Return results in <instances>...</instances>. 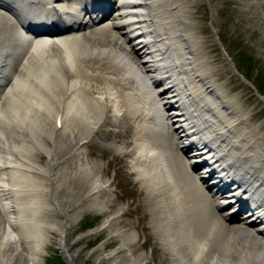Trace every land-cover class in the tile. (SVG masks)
Segmentation results:
<instances>
[{"label": "bare ground", "instance_id": "6f19581e", "mask_svg": "<svg viewBox=\"0 0 264 264\" xmlns=\"http://www.w3.org/2000/svg\"><path fill=\"white\" fill-rule=\"evenodd\" d=\"M187 1L0 0V264H43L50 231L59 234L58 249L75 264L66 233L84 207L71 215L61 211L57 192L66 173L58 179L59 164L67 171L70 155L83 162L87 209L105 211L98 165L81 147L106 122L124 129L132 143L108 145L129 154L170 264H264V143L203 69ZM44 24L57 31L28 37ZM79 77L84 87L70 80ZM78 120L84 137L59 159ZM24 125L35 129L27 132ZM41 134L52 143L40 148L44 165L22 146L29 137L40 144ZM188 149L194 151L189 155ZM201 157L214 162L196 173L193 163ZM213 163L227 167L239 184L223 190L229 185L220 179L221 192L204 187ZM242 187L254 189L243 194ZM235 198L249 205L241 217L233 205L225 208ZM248 210H254V222L246 221ZM113 221L104 218L85 236ZM116 237L120 247L137 252L134 233ZM115 251L108 254L112 264H147L141 255L120 261Z\"/></svg>", "mask_w": 264, "mask_h": 264}, {"label": "rangeland", "instance_id": "374dc122", "mask_svg": "<svg viewBox=\"0 0 264 264\" xmlns=\"http://www.w3.org/2000/svg\"><path fill=\"white\" fill-rule=\"evenodd\" d=\"M187 3L188 20L194 24L196 53L202 59L203 69L214 79L215 85L224 92L225 97L230 99L231 105L238 107L248 129L252 130V133L258 131L264 143V101L257 94L264 96V93L259 92L256 85L261 80L264 82V0H188ZM209 3L218 9L212 23L207 6ZM248 35H251V38ZM222 48L239 74L234 71L231 63L227 62ZM70 80H75L78 86L84 87V78ZM249 82L254 89L250 87ZM95 94L98 95V92ZM76 96L84 104V93H78ZM70 126L74 130L75 138L66 141L67 148L63 153H58L59 159L72 153L84 137V122L78 120ZM23 128L27 132L35 129L34 125H24ZM98 130L81 148L88 160L98 165L96 170L98 173L100 171V184L105 185L99 193V201H104L105 211L87 209L85 195L88 188L84 185L83 162L78 163L76 156L70 155L65 163L67 171H63V163L59 164L61 167L58 179L62 180L61 177L66 173V185L57 192L61 211L71 215L78 209L77 206L84 207L78 221L68 228L66 233V248L69 254L75 264H112V258L108 257V254L113 250H116L114 257H120V261H128L132 255H141L147 264H170L169 256L154 230L147 193L142 180L129 163V154L117 152L108 145L112 142L114 146L124 144L129 147L132 143L124 129L114 127L109 122L104 123ZM29 138L31 140L32 137ZM30 140L22 143L25 154L33 150L38 162L44 165L46 156L41 153L40 148L52 147L51 141L43 134L40 139H36L40 144L35 145ZM68 196L70 199H64ZM110 217L114 219L110 228L102 230L96 236H85L89 231L98 228L104 218ZM116 232L134 233L136 238L133 243L138 246L137 252L132 254V246L129 245L120 247L121 240L116 237ZM48 236L43 264H49L50 258L53 259L56 255L63 260V252L57 249L59 234L50 231Z\"/></svg>", "mask_w": 264, "mask_h": 264}, {"label": "trees", "instance_id": "16d2710c", "mask_svg": "<svg viewBox=\"0 0 264 264\" xmlns=\"http://www.w3.org/2000/svg\"><path fill=\"white\" fill-rule=\"evenodd\" d=\"M49 264H64V262L60 260L58 256H56L49 260Z\"/></svg>", "mask_w": 264, "mask_h": 264}]
</instances>
